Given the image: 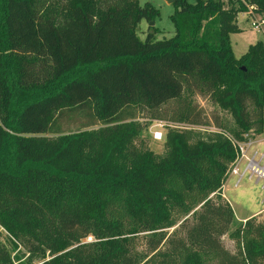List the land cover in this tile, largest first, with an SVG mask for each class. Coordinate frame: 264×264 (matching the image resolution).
Instances as JSON below:
<instances>
[{
  "label": "trees",
  "instance_id": "trees-1",
  "mask_svg": "<svg viewBox=\"0 0 264 264\" xmlns=\"http://www.w3.org/2000/svg\"><path fill=\"white\" fill-rule=\"evenodd\" d=\"M173 5L174 35L142 40L151 2L0 0V264L18 246L42 264H264V222L223 241L239 144L264 134V42L237 58L231 35L264 0ZM196 94L217 130L187 127L210 124ZM139 117L180 126L163 154L137 144Z\"/></svg>",
  "mask_w": 264,
  "mask_h": 264
},
{
  "label": "rangeland",
  "instance_id": "rangeland-1",
  "mask_svg": "<svg viewBox=\"0 0 264 264\" xmlns=\"http://www.w3.org/2000/svg\"><path fill=\"white\" fill-rule=\"evenodd\" d=\"M189 1L194 2V0ZM139 2L140 5L151 2L156 8L160 10V16L155 21H153L154 24H152V22H147L146 20H143L139 24V37L142 40H145L148 33L152 31L150 28L154 27L159 30V32L156 33L157 39L172 37L174 35V24L171 20V16L175 12V7L173 5L174 1L171 3L169 0H139ZM260 18L261 17L259 15L253 12H250V16L248 19L241 17L239 22L241 26L245 28V32L243 33L242 31L241 33H234L231 35L233 51L237 58H240L242 55H244L251 44H255L259 40L264 41V26L260 30H256L251 24L253 21H257ZM191 101L192 104L196 107L197 111H200L202 113V116L204 117L203 120H207L210 124H189L187 125V127L195 128L197 130L200 129L204 132L217 130L218 128L214 126V119L217 116H224L225 113H223L218 108V106L214 105L210 101V99L199 94L194 95L191 98ZM175 105L176 104H174V106ZM136 121H138L142 125V131L139 138L136 140L137 144L147 147L157 154H163L166 149L165 138L168 129L172 127H180L177 125V123L168 120L148 121L147 118L139 117ZM156 132L162 133L161 139L154 138ZM260 137H264V134L256 137L253 141H256ZM262 147L264 149V143ZM263 149H261V151ZM253 177L257 178L256 176ZM236 180L237 177L230 173L228 179L225 182L223 192L225 197L230 202L235 213V222L233 223L229 233L223 237L224 244L229 250L233 252L237 250L238 235L236 232L238 228H243L246 222L240 219L244 217H251L257 211L264 210V187L262 188V186L264 185V180H261L259 184H255L254 181H250L247 179V177H245L238 185H236ZM252 218H254L257 223L264 222V211L259 216H255ZM176 227H178V225ZM6 235L8 234L3 230L1 239L8 243ZM91 240L92 237L88 238L87 241ZM12 255L15 258L16 264H42L44 259L42 254L32 255L22 246H18L15 249H12ZM160 258L161 257H159V259Z\"/></svg>",
  "mask_w": 264,
  "mask_h": 264
},
{
  "label": "built area",
  "instance_id": "built-area-1",
  "mask_svg": "<svg viewBox=\"0 0 264 264\" xmlns=\"http://www.w3.org/2000/svg\"><path fill=\"white\" fill-rule=\"evenodd\" d=\"M251 24L254 29L260 30L264 26V19L260 18ZM154 138L161 139L162 133L156 132ZM253 143L254 141L250 140L249 142L239 144L240 155L231 170V174L238 178L237 183L245 177L253 176H256L259 180H264V149L262 151H253L250 155L246 154L247 148Z\"/></svg>",
  "mask_w": 264,
  "mask_h": 264
},
{
  "label": "crops",
  "instance_id": "crops-1",
  "mask_svg": "<svg viewBox=\"0 0 264 264\" xmlns=\"http://www.w3.org/2000/svg\"><path fill=\"white\" fill-rule=\"evenodd\" d=\"M249 16H250V12L248 13H241V14H239L238 15V18H237V20H238V25L242 28V30H243V33L245 32L244 30H245V28L244 27H242L241 26V24H240V19H241V17H244L245 19H248L249 18ZM263 36H264V34H263ZM261 41H263V40H261ZM264 42V41H263ZM263 143H264V137H260L259 139H257L256 141H254V143L250 146V147H248L247 148V150H246V154L247 155H250L253 151H256V150H261V149H263ZM244 179V178H243ZM242 179V180H243ZM247 179L248 180H250V181H254V183L255 184H259L260 182H261V180H259V179H257V178H254V177H247ZM241 180V181H242ZM237 181H238V178H237V180H236V185H238L240 182H238L237 183ZM225 185V184H224ZM264 187V185L262 186V188ZM223 192H224V187H223ZM224 195V194H223ZM225 196V195H224ZM263 211L264 210H261V211H257L256 213H254L251 217H244V218H242V219H240V220H242V221H246V220H248L249 218H252V217H255V216H259L260 214H262L263 213Z\"/></svg>",
  "mask_w": 264,
  "mask_h": 264
},
{
  "label": "water",
  "instance_id": "water-1",
  "mask_svg": "<svg viewBox=\"0 0 264 264\" xmlns=\"http://www.w3.org/2000/svg\"><path fill=\"white\" fill-rule=\"evenodd\" d=\"M171 3L174 1V0H169ZM152 24H154L153 22H152Z\"/></svg>",
  "mask_w": 264,
  "mask_h": 264
}]
</instances>
